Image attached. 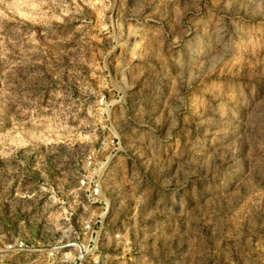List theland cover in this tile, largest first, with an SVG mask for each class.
<instances>
[{"label": "rangeland", "instance_id": "rangeland-1", "mask_svg": "<svg viewBox=\"0 0 264 264\" xmlns=\"http://www.w3.org/2000/svg\"><path fill=\"white\" fill-rule=\"evenodd\" d=\"M59 217L100 264H264V0H0V248Z\"/></svg>", "mask_w": 264, "mask_h": 264}, {"label": "built area", "instance_id": "built-area-1", "mask_svg": "<svg viewBox=\"0 0 264 264\" xmlns=\"http://www.w3.org/2000/svg\"><path fill=\"white\" fill-rule=\"evenodd\" d=\"M78 182L79 187L84 189L89 204H94L99 189L96 179L93 176L83 177ZM34 228L41 232L35 240L15 235L1 246L0 264L14 260H24L27 261L26 264H100L107 261L106 257L90 250L94 243L90 237L84 241L79 239L69 218L64 222V218L59 217L54 224L38 223ZM83 228L94 232L91 224H86Z\"/></svg>", "mask_w": 264, "mask_h": 264}]
</instances>
